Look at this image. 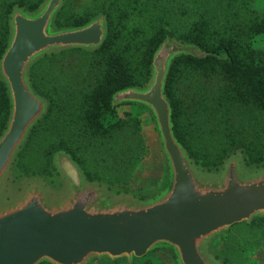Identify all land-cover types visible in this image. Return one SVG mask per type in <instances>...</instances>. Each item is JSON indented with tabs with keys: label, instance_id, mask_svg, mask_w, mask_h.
<instances>
[{
	"label": "trees",
	"instance_id": "trees-1",
	"mask_svg": "<svg viewBox=\"0 0 264 264\" xmlns=\"http://www.w3.org/2000/svg\"><path fill=\"white\" fill-rule=\"evenodd\" d=\"M44 1L0 0V59L12 10L34 12ZM98 16L107 23L98 50L55 53L30 68L32 87L47 101L48 110L17 156V178L36 176L53 183L57 175L52 158L63 151L88 181L108 189L125 184L105 162L120 158L119 133L130 120L138 132L141 119L131 112H125L130 120L120 118L123 105L112 107V96L147 83L152 56L166 37L193 45L202 54L174 59L165 85L174 135L189 157L211 171L240 151L248 167L264 166V49L254 45L257 37H264V0H66L54 26L79 27ZM9 109L0 79V135ZM240 225L247 224L233 227ZM247 226H264V218ZM230 230L212 244L224 264L229 262L221 258L217 243L222 244ZM156 253L174 259L165 250L150 254ZM146 257L131 264H141ZM126 262L104 258L90 264Z\"/></svg>",
	"mask_w": 264,
	"mask_h": 264
},
{
	"label": "water",
	"instance_id": "water-1",
	"mask_svg": "<svg viewBox=\"0 0 264 264\" xmlns=\"http://www.w3.org/2000/svg\"><path fill=\"white\" fill-rule=\"evenodd\" d=\"M65 1L45 0L34 12L14 8L9 17L0 59L10 106L0 135V264H90L104 258L131 264L156 250L170 252L174 264H224L213 242L236 224L264 218V166L248 167L237 151L207 171L176 139L165 85L174 59L202 55L193 45L166 37L152 56L147 83L111 100L112 107L131 104L151 115L165 170L159 190L139 198L90 182L63 151L52 158L53 183L16 177L17 156L48 110L32 87L30 68L55 53L96 51L107 36L103 16L56 28Z\"/></svg>",
	"mask_w": 264,
	"mask_h": 264
},
{
	"label": "rangeland",
	"instance_id": "rangeland-1",
	"mask_svg": "<svg viewBox=\"0 0 264 264\" xmlns=\"http://www.w3.org/2000/svg\"><path fill=\"white\" fill-rule=\"evenodd\" d=\"M254 45L264 49V37H257ZM125 112H131L132 117L137 116L141 119V128L138 132L131 129L130 125L133 123L129 118L132 117H126ZM118 115L126 121L130 120L119 133L122 154L120 153V158L115 161L112 159L105 162V166L107 168L111 166V172L120 176L126 183L116 185L112 189L145 198L160 189L165 176L162 151L153 121L147 110L135 105L121 106ZM217 244L221 258L228 260L229 264H264V226L233 227L224 242L221 244L219 241ZM146 256L141 264H174V260L165 253Z\"/></svg>",
	"mask_w": 264,
	"mask_h": 264
}]
</instances>
